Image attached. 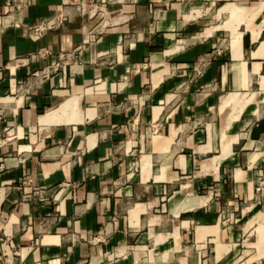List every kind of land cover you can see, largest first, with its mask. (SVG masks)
<instances>
[{"label": "crops", "instance_id": "0c3cea01", "mask_svg": "<svg viewBox=\"0 0 264 264\" xmlns=\"http://www.w3.org/2000/svg\"><path fill=\"white\" fill-rule=\"evenodd\" d=\"M0 23V262L264 264V0H0Z\"/></svg>", "mask_w": 264, "mask_h": 264}, {"label": "built area", "instance_id": "2783aa9c", "mask_svg": "<svg viewBox=\"0 0 264 264\" xmlns=\"http://www.w3.org/2000/svg\"><path fill=\"white\" fill-rule=\"evenodd\" d=\"M16 8L18 9V7ZM64 21H65V17L63 15L57 14L49 20L40 22L35 28L29 30L28 37L32 40H38L45 34V32L59 28ZM4 28H5L4 24L0 23V33L4 30ZM56 67H58V65H55V68ZM151 131L152 133L155 132V126H151ZM95 240L100 241L101 239L97 238ZM0 264H12V263L8 260H4L3 262H0Z\"/></svg>", "mask_w": 264, "mask_h": 264}]
</instances>
